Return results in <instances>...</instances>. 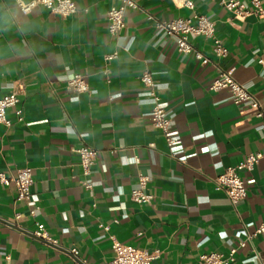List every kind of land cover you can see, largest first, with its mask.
Segmentation results:
<instances>
[{
	"label": "crops",
	"instance_id": "1",
	"mask_svg": "<svg viewBox=\"0 0 264 264\" xmlns=\"http://www.w3.org/2000/svg\"><path fill=\"white\" fill-rule=\"evenodd\" d=\"M30 1L0 0V98L15 92L19 99L6 112L10 126L0 125V173L12 178L30 168L33 181L29 201L17 200L13 183L0 182V264H72V248L87 264H106L112 240L157 253L153 264H197L202 253L235 247L241 224L252 231L264 221V159L239 172L244 201L232 205L214 189L215 177L264 151V132L227 90L208 89L215 63L235 68L234 79L264 111V67L257 62L264 57V17L237 20L219 0H191L228 50L217 61L207 42L191 37L212 59L201 66L146 18L189 16L178 0H136L114 36L106 16L113 0H75L67 17L43 6L20 11L17 2ZM238 1L251 8V0ZM144 70L171 119L169 135L180 137L171 146L151 124L152 97L139 80ZM73 75L84 78L86 92L67 87ZM82 145L97 152L88 175L73 151ZM141 175L149 177L144 192L153 195L144 205L130 199ZM38 225L50 242L33 235ZM252 246L239 249L233 264H264V240Z\"/></svg>",
	"mask_w": 264,
	"mask_h": 264
},
{
	"label": "built area",
	"instance_id": "2",
	"mask_svg": "<svg viewBox=\"0 0 264 264\" xmlns=\"http://www.w3.org/2000/svg\"><path fill=\"white\" fill-rule=\"evenodd\" d=\"M181 7L191 11L186 17H178L170 21H159L147 14V20H153L154 26L161 29L170 37L176 46V51L180 54H190L201 66L212 63V59L204 52L196 49L191 43L190 38H201L210 45V52L215 60H220L228 53L227 48L217 37L214 22L209 18L196 13L194 4L191 0H178ZM219 4L225 10L232 13L234 19L244 20L249 16L264 17V7L259 0H251V8L244 2L238 0H219ZM17 6L23 13L30 12L36 6H43L49 11L67 17L76 12L75 0H32L28 3L17 2ZM138 7L136 0H113V4L108 9L107 16V32L114 36L125 27V11L127 9H136ZM116 53L107 57L111 59ZM258 64L264 67V57L258 58ZM218 75L208 86L210 91L227 90L231 95L232 101L236 105H241L254 114L259 121V129L264 132V111L260 101L251 94L248 89L238 83L234 79L235 68L229 70H221L216 64ZM140 82L144 87L149 89L152 97V107L150 110L151 124L154 128L160 130L164 136L167 145L171 146L180 140L178 135H169L171 119L168 117L165 107L162 106L159 97L153 91V76L148 70H144L140 77ZM67 87L73 92L79 94L88 90V85L81 75H73L66 81ZM19 103L17 93L12 92L0 98V125L4 127L10 126V121L6 117L9 108L15 107ZM17 117L21 116L17 111ZM150 147L152 145H149ZM79 157V164L83 169V174L88 175L90 168L96 163L97 152L85 145L73 150ZM264 159V151L249 153L244 160L237 166L226 169L222 174L214 179V189L227 196L232 205H236L246 198V187L239 175L241 171L251 172L260 160ZM181 163L186 161V157H178ZM0 182L3 185L13 183L17 191L18 201H29L31 198L32 174L30 168L18 170L12 178H7L0 173ZM149 177L139 176V189H134L130 193V199L138 204H149L153 200V195L145 193ZM87 190L92 189L90 183H83ZM34 211H31L33 214ZM37 238L49 241V237L43 225H38L37 230L33 233ZM264 240V221L256 225L252 231L244 224H241L234 233L236 246L232 247L227 253L222 252H206L198 257L197 264H233L235 262L236 252L239 249L250 247L253 249L252 242L255 238ZM206 239H202L197 246L200 247ZM50 242V241H49ZM54 244V243H53ZM111 249L113 256L106 264H153V260L157 257V253H149L148 251L137 249L130 245L122 244L116 240L111 241ZM72 256V264H87L78 257V250L72 248L69 250ZM4 264H10L6 261ZM263 264V263H261Z\"/></svg>",
	"mask_w": 264,
	"mask_h": 264
}]
</instances>
